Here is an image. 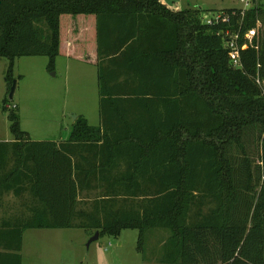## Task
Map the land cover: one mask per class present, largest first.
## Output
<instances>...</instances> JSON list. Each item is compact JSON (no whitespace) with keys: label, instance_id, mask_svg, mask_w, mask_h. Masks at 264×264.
I'll use <instances>...</instances> for the list:
<instances>
[{"label":"trees","instance_id":"1","mask_svg":"<svg viewBox=\"0 0 264 264\" xmlns=\"http://www.w3.org/2000/svg\"><path fill=\"white\" fill-rule=\"evenodd\" d=\"M223 13L229 22L209 26L199 9L163 0H0L9 87L15 59L47 57L51 71L69 33L82 34L77 51L93 63L92 18L99 96V125L77 116L61 141L29 139L16 106L3 101L13 142H0V202L19 197L22 182L54 201L48 218L32 210L1 219L0 264H22L27 229L115 239L137 230L139 253L148 230L164 229L162 264H264V6L252 0L243 16ZM256 22L258 48L240 51L235 69L221 32ZM248 130L260 140L255 178L250 160L230 153L244 155Z\"/></svg>","mask_w":264,"mask_h":264},{"label":"rangeland","instance_id":"2","mask_svg":"<svg viewBox=\"0 0 264 264\" xmlns=\"http://www.w3.org/2000/svg\"><path fill=\"white\" fill-rule=\"evenodd\" d=\"M163 2L170 9H199L204 15L247 8L240 0ZM258 2L264 6V0ZM62 21L65 36L67 29L64 18ZM81 37L82 34L79 44H86L81 41ZM48 64L49 59L43 56L15 59L12 77L16 88L10 100L11 87L5 80L9 62L7 59H0V141L13 140L7 115L1 110L5 99H8L7 107L16 106L20 127L33 141L66 140L71 132L72 116L80 113L86 116L89 125L99 124L95 67L65 57H56L51 71L47 69ZM243 150L244 155L234 148L230 149V153L240 154L241 160L247 157L255 178L261 167L260 140L256 130H248L244 134ZM261 182L262 179L256 184L253 182L255 195ZM23 235V264H162L160 259L170 232L164 229L148 230L145 233L144 253L136 250L137 230H124L116 239L99 237L88 247L86 245L92 235L81 229H59L46 234L28 230Z\"/></svg>","mask_w":264,"mask_h":264},{"label":"crops","instance_id":"3","mask_svg":"<svg viewBox=\"0 0 264 264\" xmlns=\"http://www.w3.org/2000/svg\"><path fill=\"white\" fill-rule=\"evenodd\" d=\"M88 22H89L88 24L91 25V37H92L91 40H89V45H90L89 56H91L92 62L94 63L95 56H96L95 55V40L93 38L94 37L93 35L94 20L92 18H88ZM78 42L79 40L77 39L76 33H69L68 37L65 40L61 39V48H60L61 55H59L58 57H65L66 59H72L76 61L77 63H85L87 65L95 67L96 76H97V67L93 63H87V62L82 61L81 58H83L85 54L80 53V51L79 52L77 51ZM98 100H99V96H98ZM98 113H99V107H98ZM77 116H82L87 120L86 116L83 113H80ZM98 125L99 124H97L96 126ZM9 142L11 143L13 142V140H9L8 143ZM20 186H21L20 190H22V188H24V190L19 197H14L12 194H7L3 196V198L1 199L0 222L2 218L3 220H7L13 217L15 218L17 215L19 217H24V218L28 217L31 215L32 210H35L38 215L42 216V218H48L49 209L47 206V202L48 201L53 202L54 199L50 195L47 194L44 196L45 198L43 199V201H41L39 200V198H34L30 194L28 186L25 185V183L22 182ZM42 189H44V191L48 189L46 182L44 183V187ZM55 211L56 213H58L59 208L57 207ZM28 230L35 231L36 233H39V234H46V233H53L55 231H58L59 229H27L24 231V233L27 232ZM22 245H23V237H22ZM21 257H22V264H23L22 254H21Z\"/></svg>","mask_w":264,"mask_h":264},{"label":"built area","instance_id":"4","mask_svg":"<svg viewBox=\"0 0 264 264\" xmlns=\"http://www.w3.org/2000/svg\"><path fill=\"white\" fill-rule=\"evenodd\" d=\"M246 9L241 10V16L244 12L252 6V0H240ZM203 22L209 26H213L218 23H227L230 20V16L226 13L220 12L217 14L203 15ZM259 22L252 28H247L244 32H241V26L237 30L231 31L229 29L221 32L223 48L229 50L232 54L231 65L233 68H241L240 51L248 48L257 49L258 45L256 39L258 37ZM256 42V43H255ZM108 246H111L108 243Z\"/></svg>","mask_w":264,"mask_h":264},{"label":"water","instance_id":"5","mask_svg":"<svg viewBox=\"0 0 264 264\" xmlns=\"http://www.w3.org/2000/svg\"><path fill=\"white\" fill-rule=\"evenodd\" d=\"M15 88H16V82L13 81L12 82V85H11V88H10V91H9V99L11 100L12 97H13V94H14V91H15ZM77 116H72V122H74L76 120ZM99 238V232L96 231L92 237L89 239L88 243H87V247L91 244V242L97 240Z\"/></svg>","mask_w":264,"mask_h":264}]
</instances>
